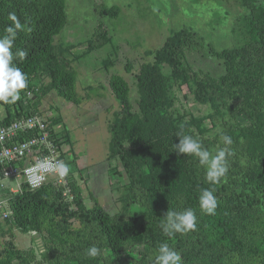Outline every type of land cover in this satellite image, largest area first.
Instances as JSON below:
<instances>
[{
	"label": "trees",
	"instance_id": "trees-1",
	"mask_svg": "<svg viewBox=\"0 0 264 264\" xmlns=\"http://www.w3.org/2000/svg\"><path fill=\"white\" fill-rule=\"evenodd\" d=\"M235 1L244 9L235 27L240 42L221 50L208 44L211 53L223 60L220 75L196 70L186 60L187 50L202 51L207 41L185 27L150 51L152 60L134 72L135 101L126 77L114 74L109 79L120 100L111 121V172L119 182L127 179L120 197L125 209L140 205L142 210L130 216L112 214L97 198L87 206L72 172V202L52 180L36 189L25 184L21 191L10 192L12 214L5 221L38 235L44 251L39 258L34 248H20L10 238L0 245V264H152L149 258L165 242L181 253L183 264H264V3ZM96 11L114 17L121 7L103 0ZM11 12L31 29L18 34L13 49L27 53L16 62L27 73L29 87L15 105L1 103L7 108L1 123L41 113L39 103L53 90L80 103L75 93L78 73L68 56L79 59L74 50L81 44L94 51L111 43L106 23L100 20L84 42L58 43L57 36L69 20L67 0H0V35L11 24ZM166 66L170 72L164 70ZM125 68L130 73L133 65L128 62ZM175 87L184 88L196 102L210 104L211 111L195 115L181 110ZM216 127V134L209 135ZM181 130L199 137L210 150L222 147L221 134L234 140L227 183L216 186L215 215L199 211L200 190L210 187L204 170L194 157L174 151ZM184 208L196 210L198 230L170 240L160 224L169 209ZM93 244L107 259L84 255Z\"/></svg>",
	"mask_w": 264,
	"mask_h": 264
},
{
	"label": "rangeland",
	"instance_id": "rangeland-1",
	"mask_svg": "<svg viewBox=\"0 0 264 264\" xmlns=\"http://www.w3.org/2000/svg\"><path fill=\"white\" fill-rule=\"evenodd\" d=\"M102 1L67 0L69 20L57 36L58 43L84 42L92 36L100 20L106 23L112 36L111 43L94 51H89L84 44L79 45L74 50L79 59L68 56L78 73L75 93L80 99V103H77L79 106L53 90L42 98L39 110L47 117L48 109L60 106L65 111L68 105H73L81 121V128H84L71 132L70 143L80 157L79 168L73 163L70 165L71 170L83 174L85 167L89 166L91 154L99 161L101 157H97L95 152L103 148L101 156L105 155V160L95 165L99 168L105 165L106 173L102 174V182L96 188L86 180L80 184L84 189L86 205L92 206L95 201L91 196L96 195L112 214L130 216L135 210H142V207L135 205L125 209L120 197L127 183L126 177L119 182L116 175L110 177V172L107 174L113 165V161L108 160L109 156L107 158L112 140L111 121L120 109V100L109 84L110 77L114 74L126 77L132 86L131 99L135 101L138 91L134 72L143 62L152 60L153 54L150 51L163 45L173 32L185 27L203 35L207 41L202 51L187 50L186 60L196 70L204 69L220 75L224 72L223 60L211 53L208 44L210 42L218 50L237 45L240 39L235 27L244 9L235 0H105L108 5L118 4L121 7V13L112 17L100 16L96 11V5ZM260 1L264 3V0ZM128 62L133 65L130 73L125 68ZM164 70L170 72L168 66ZM174 91L177 106L181 110H189L195 115H205L211 111L210 104L196 102L184 88L175 87ZM218 130V127L214 128L209 135L213 136ZM66 156L69 157L68 154ZM117 163L119 169L123 170L120 161L117 160ZM12 187H18L15 178H6L0 182V189L10 191ZM8 196L4 193L2 198ZM9 206L6 201L5 207L8 209ZM11 238L20 248H34L37 257L41 258L44 246L38 235L32 236L30 232L18 230ZM4 240L0 233V245Z\"/></svg>",
	"mask_w": 264,
	"mask_h": 264
},
{
	"label": "clouds",
	"instance_id": "clouds-1",
	"mask_svg": "<svg viewBox=\"0 0 264 264\" xmlns=\"http://www.w3.org/2000/svg\"><path fill=\"white\" fill-rule=\"evenodd\" d=\"M9 24L0 35V103L15 105L21 101V93L29 87V77L17 64V60L23 61L27 53L21 49H14L18 34L23 31H31L26 23H22L15 12L9 13ZM31 95V93H28ZM183 129V125H181ZM179 143L174 144V151L184 156L194 157L200 168L204 170L205 180L210 185L200 190L198 197L199 211L202 215H215L219 201L215 194L216 186L227 183L230 169V158L234 155L232 145L234 140L227 134H221L220 145L216 149H208L199 137L185 134L183 130L176 134ZM71 167L61 159L43 157L37 159L30 167L25 169L28 184L33 188H39L49 176L65 180ZM164 235L170 240L177 234L184 236L198 230V216L193 208L183 210H168L160 224ZM84 255L90 259H107L104 251L93 244L84 251ZM152 264H183L182 255L169 243H160L153 256L149 258Z\"/></svg>",
	"mask_w": 264,
	"mask_h": 264
},
{
	"label": "built area",
	"instance_id": "built-area-1",
	"mask_svg": "<svg viewBox=\"0 0 264 264\" xmlns=\"http://www.w3.org/2000/svg\"><path fill=\"white\" fill-rule=\"evenodd\" d=\"M68 152L67 134L52 115L45 117L41 113H32L9 123L0 121V182L6 178L19 180L18 189L12 191L14 193L21 191L25 184L33 189L27 182L25 169L37 159L50 157L54 160H64L69 164L66 156ZM71 177H73L71 172L63 181L58 177L49 176L43 184L50 180L54 181L72 202L74 193L70 183ZM6 201L9 202V198L0 200L3 218H8L12 214L10 206L8 209L4 207Z\"/></svg>",
	"mask_w": 264,
	"mask_h": 264
},
{
	"label": "crops",
	"instance_id": "crops-1",
	"mask_svg": "<svg viewBox=\"0 0 264 264\" xmlns=\"http://www.w3.org/2000/svg\"><path fill=\"white\" fill-rule=\"evenodd\" d=\"M76 105L79 106V104H77V103H76ZM68 107H69V105H68ZM68 107H66L65 111H63V109L60 106L55 107L53 109H48L47 110L48 111L47 116H51V115L54 116V118H56L57 122L60 124L61 128L66 132L67 139H68V147H69V152L67 153L69 155V157H67L69 165H72L74 163V164H77L76 168H79L80 157L76 154V152L74 151L73 145L70 143L71 137H72L71 132L72 131L78 132L81 129H83L84 126L81 128V121L78 120V118H77L78 113L75 111V108L73 107V105H70L69 110H68ZM61 112H63L64 116L62 115ZM6 116H7V108L3 104L0 103V121H3V119ZM99 151L100 152L96 151L95 155L97 157H101V159L98 161V160H96L94 154H91L90 158H89V161H90L88 164L89 166L85 167V173L80 174V172L78 170L75 171L76 173H73V171H71L73 173V175L78 179L79 184H81L83 181L86 180L88 183L91 182L96 188V186H98L102 182V180H103L102 174H103V172L106 173L105 165L102 168L96 167L95 165L102 162L103 160H105V155L103 157L101 156V154L103 153V148H100ZM107 158H108V155H107ZM108 160L111 161L110 158H108ZM118 161H120V160H118ZM112 166L109 168V170L106 169L107 174H109V172H110V177H113L112 172H111ZM16 181H17L18 187H19V180H16ZM18 187L17 188L12 187L10 189V191L0 189V200H6L9 196L7 198L6 197L2 198V196H4V193L10 194V192L16 191V189H18ZM82 190H83V194H84V189L82 188ZM91 197L97 198L96 195L91 196ZM97 199L100 201L99 198H97ZM5 204L6 203H4V207H5ZM18 230H20V229L5 221V218L2 217V213L0 211V233H1V237L5 238L4 242L7 239H10L12 234L15 236V232H17ZM30 233L32 234V236H35L34 232H30Z\"/></svg>",
	"mask_w": 264,
	"mask_h": 264
}]
</instances>
